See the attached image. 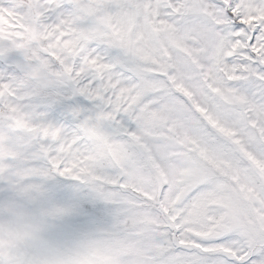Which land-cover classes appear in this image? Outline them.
Returning <instances> with one entry per match:
<instances>
[{"label":"snow or ice","instance_id":"1","mask_svg":"<svg viewBox=\"0 0 264 264\" xmlns=\"http://www.w3.org/2000/svg\"><path fill=\"white\" fill-rule=\"evenodd\" d=\"M0 264H264V0H0Z\"/></svg>","mask_w":264,"mask_h":264}]
</instances>
